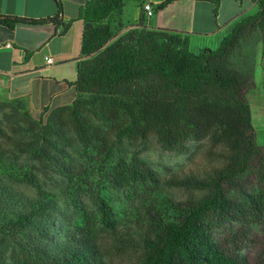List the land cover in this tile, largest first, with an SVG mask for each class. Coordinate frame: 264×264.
Listing matches in <instances>:
<instances>
[{"label": "trees", "instance_id": "16d2710c", "mask_svg": "<svg viewBox=\"0 0 264 264\" xmlns=\"http://www.w3.org/2000/svg\"><path fill=\"white\" fill-rule=\"evenodd\" d=\"M54 1L61 11V0ZM123 1L84 0L79 7L81 56L76 79L68 83L75 87V97L69 104L41 109L39 121L47 113L46 122L35 142L40 138L43 144L36 145L33 155L47 156L44 142L61 135L66 122L84 148L94 143L109 154L107 134L89 124L84 107L100 120L124 119L113 127L115 135L153 138L166 151L182 153L188 141L207 138L212 147L226 148L225 165L207 177L165 181L187 190V197L150 207L133 264H264V243L262 256L254 261L239 253L252 241L254 227L264 226V147L256 143L246 99L255 85L254 56L242 51L243 40L257 32L264 56V0H251L257 10L234 21L216 48L197 52L188 48V32L148 27L141 15L126 31L114 34L101 22L121 11ZM171 1L163 0L155 11ZM209 1L216 18L220 0ZM56 17L2 16L0 24L12 29L17 23L54 22ZM111 172L117 184L156 181L137 152L128 161L118 160ZM234 187L240 198L229 195ZM195 191L206 192L197 197ZM16 198L6 189L0 192V264H112L105 260L99 230L113 231L118 220L105 199H98V217L82 207V223L65 228L63 241L52 245L56 223L50 201ZM168 208L175 212L172 220L167 219ZM219 229L224 233L215 238ZM25 234L30 242L21 239Z\"/></svg>", "mask_w": 264, "mask_h": 264}, {"label": "rangeland", "instance_id": "374dc122", "mask_svg": "<svg viewBox=\"0 0 264 264\" xmlns=\"http://www.w3.org/2000/svg\"><path fill=\"white\" fill-rule=\"evenodd\" d=\"M134 11L136 9L133 10L130 4L127 12L132 15ZM154 16L148 18L147 23L153 25ZM257 39V32L247 36L243 40L242 51L254 56L255 85L246 94V99L250 106L256 143L264 147V56L261 55L262 45ZM205 43L212 45L188 35V48L191 51L197 52ZM0 102L4 103L0 107V192L6 189L16 199L50 201L56 223L53 241L50 242L52 245L63 241L60 232L65 228L82 223V207L98 217V199H105L115 208L118 220L113 231L99 230L105 243V260L112 264L136 262L150 207L154 210L166 201L172 203L186 199L187 190L169 186L165 181L186 175L207 177L215 169L223 168L227 161L226 148L212 147L207 138L188 141L186 150L180 153L163 150L153 138L145 141L134 140L126 135L117 136L113 127L123 125L124 119L116 123L100 120L86 107L82 110L83 115L88 118L90 125L107 134L110 153L98 150L94 143L84 148L71 124L66 122L61 135L48 136L49 142H44L48 148L47 156L39 159L32 152L36 145L43 144L40 138L38 144L35 140L46 122L47 113L39 121L41 110L33 109L25 99ZM136 152L137 157L153 172L156 181L115 183L111 176L113 165L120 159L128 161ZM244 177L247 178L246 175ZM205 192L195 191L194 194L201 197ZM228 193L236 199L241 197L236 187L230 188ZM174 217V210L168 208L167 219L172 220ZM223 233L224 230L219 229L214 236L220 237ZM21 239L30 242L29 235L25 234ZM263 243L264 226L256 225L252 241L239 253L249 261H254L262 256Z\"/></svg>", "mask_w": 264, "mask_h": 264}, {"label": "crops", "instance_id": "0c3cea01", "mask_svg": "<svg viewBox=\"0 0 264 264\" xmlns=\"http://www.w3.org/2000/svg\"><path fill=\"white\" fill-rule=\"evenodd\" d=\"M162 1L124 0L121 11H113L101 24L119 35L128 25L137 23L141 15L148 27L186 31L212 43L200 48H216L234 21L257 10L251 0H220L215 18L209 0H173L155 11ZM83 2L61 0L58 12L54 0H0V17L43 19L57 15L54 22L17 23L12 29L0 24V100L22 98L38 111L74 99L75 87L68 83L76 79L81 56L84 23L77 15ZM130 4L136 9L132 15L127 12ZM144 4L153 9V25L147 23L151 16L143 9ZM46 57H51L52 63H47Z\"/></svg>", "mask_w": 264, "mask_h": 264}, {"label": "built area", "instance_id": "2783aa9c", "mask_svg": "<svg viewBox=\"0 0 264 264\" xmlns=\"http://www.w3.org/2000/svg\"><path fill=\"white\" fill-rule=\"evenodd\" d=\"M143 9L147 12L148 16H151L153 14V9L149 4H144ZM47 63H52V58L51 57H46L45 58Z\"/></svg>", "mask_w": 264, "mask_h": 264}]
</instances>
